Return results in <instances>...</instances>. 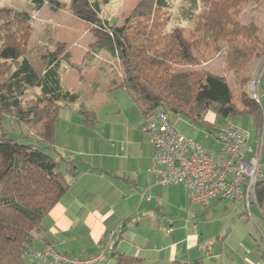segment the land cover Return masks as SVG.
<instances>
[{
	"label": "trees",
	"instance_id": "1",
	"mask_svg": "<svg viewBox=\"0 0 264 264\" xmlns=\"http://www.w3.org/2000/svg\"><path fill=\"white\" fill-rule=\"evenodd\" d=\"M31 2L36 10L47 5L55 11L67 7L61 0ZM188 2L182 16L185 20H196V36L190 40L184 37L180 27L170 33L162 30L159 13L172 8L171 0H139L122 26L99 19L103 6L110 0H71L69 7L75 17L91 26L98 46L108 48L118 58L122 75L117 88L129 94L146 123L158 111L173 112L217 136L223 126L217 127L216 120L207 118L210 111L227 121L236 115L251 114L259 138L264 129L263 116L250 99H242V109L225 78L203 70L179 72L176 68L196 63L194 51L199 47L212 48L223 42L227 70L240 78L241 84L246 83L248 65L253 58L264 56V43L257 36L256 25L243 24L239 16L244 5L264 6V0ZM131 18L136 22L132 23ZM33 28L29 13L0 6V115L25 124L34 135L29 143L6 134L0 137V264H29L26 253L33 251L34 240L45 231L44 219L66 195L83 164L61 156L55 147L59 113L76 103L80 95L67 89L62 79L65 70L61 59L45 49L44 43L28 48ZM11 63L14 69L6 76ZM260 95L263 104V83ZM79 114L85 126L97 123L96 113L83 104ZM256 194L254 206L264 221V178L257 183ZM125 222L120 227L126 228ZM123 232L116 235L113 245L115 264H143L141 258L117 250ZM262 238L264 263V230ZM173 264L204 262L184 258Z\"/></svg>",
	"mask_w": 264,
	"mask_h": 264
},
{
	"label": "rangeland",
	"instance_id": "2",
	"mask_svg": "<svg viewBox=\"0 0 264 264\" xmlns=\"http://www.w3.org/2000/svg\"><path fill=\"white\" fill-rule=\"evenodd\" d=\"M61 1L65 2L67 7L55 11L48 5L36 10L31 0H0V6L12 7L31 15L34 28L28 48L33 49L36 45L44 43L45 49L53 53L56 58L58 56L65 58L66 72H62L65 85L67 89L80 95L76 103L61 109L59 113L55 147L66 159H75L79 163L105 164L115 156L112 152L115 144L121 143L125 146L133 143L131 153H127V156L135 158L134 164L132 162L131 165V174L139 167L146 168L149 164L152 167V157L148 163L146 155L147 144L151 147L150 139L144 131L146 121L129 94L124 89H115L111 85L113 80L118 82L122 75L118 58L106 47L101 49L98 58H93L95 53L92 52H96L98 40L91 26L73 15L69 7L71 0ZM171 1L172 8L159 13L162 30L170 33L173 28L180 27L183 29L184 37L187 40L192 39V36H196L194 35L196 20H185L182 16V10L189 7L188 0ZM138 2L139 0H110L108 5L103 6L99 19L102 22H115L117 26H122L126 19L131 17ZM239 19L246 25L254 23L257 27V36L264 43V6L253 3L244 5ZM131 20L132 23L136 22L133 18ZM50 36L54 39L51 40ZM225 47L226 44L223 42L212 48L201 46L194 51L196 63L179 66L176 71L203 70L225 78L236 99V104L243 109L242 99H250L251 104L260 108L264 123V102L261 105L257 104L251 100L250 94V87L255 79L259 90L261 83L264 84V80L261 81L264 73V56L250 61L246 72L249 79L241 84L240 78L226 68ZM12 64L6 69V76L14 69ZM82 104L87 110L97 114L95 125L85 126L82 123L79 114ZM169 117L184 136L201 142L206 149L212 151L219 149L220 143L215 136L193 126L183 115L169 112ZM207 118L216 120L217 127H222L228 122L220 116L217 117L214 111H210ZM255 121L254 115L251 114L236 115L232 118L235 125L250 133L249 146L257 151L261 137L257 138L256 133L259 131ZM3 134L23 143L32 142L34 138L25 124L8 115H0V137ZM53 154L57 156L56 153ZM63 168L65 169L64 165ZM170 186L161 185L154 190L153 195H148L153 198L152 203L156 208L160 202L162 211L154 210L156 214H153L143 210L139 215L140 226L131 228L127 232V239L132 233H146L155 239V224L160 220L167 222L166 228H169L171 223L175 224L179 236L183 235L187 222L191 224L199 222L201 232L207 234L210 244L209 252L206 250L203 252L206 256L204 264H264L261 258L264 221L256 206L253 205L251 211H248L244 203L234 205L224 199H216L207 208L206 204L191 203L183 186L176 184ZM161 243L164 246L170 244L167 238Z\"/></svg>",
	"mask_w": 264,
	"mask_h": 264
},
{
	"label": "crops",
	"instance_id": "3",
	"mask_svg": "<svg viewBox=\"0 0 264 264\" xmlns=\"http://www.w3.org/2000/svg\"><path fill=\"white\" fill-rule=\"evenodd\" d=\"M101 49L97 45L92 57L98 58ZM57 59H61L62 68L66 72L65 58L58 56ZM62 79L66 84L65 78ZM119 82L120 80L118 82L113 80L111 85L116 89ZM133 145V143L125 146L121 143L115 144L113 150L111 149L115 156L105 164L82 162L80 174L75 180L70 178L72 183L68 192L44 219L45 231L36 237L32 250H41L46 244H50L61 254L83 260L95 255L101 240L108 239L114 234L104 259L99 264H115L112 257L113 245L117 239L116 235L124 230L123 238L117 244V250L128 256L141 258L143 264H173L184 258L203 259L204 262L206 256L203 252L204 250L209 252L210 244L207 234L201 232L199 222H196V229L194 224L187 222L183 235L179 236L175 224L171 223L170 227L166 228L167 222L160 220L155 224V239L146 233H132L127 239V232L133 227L140 226L139 215L143 210L153 214H156L154 210L162 211L160 202L156 208L152 203L153 198L148 196L153 195L154 190L161 186L156 183L151 164L146 168L139 167L131 174V165L132 162L134 164L135 158L127 156V153H131L130 149ZM147 146L146 155L149 163L153 148L152 145L150 147L147 144ZM252 153L255 154L256 149H252ZM261 162L264 169V156ZM177 186L183 185L177 184ZM181 187L175 189L179 190ZM182 188L187 194L185 188ZM212 201L205 207L208 208ZM124 221L126 228L120 227ZM165 238L169 240V246L161 243ZM29 264L44 263L29 262Z\"/></svg>",
	"mask_w": 264,
	"mask_h": 264
},
{
	"label": "built area",
	"instance_id": "4",
	"mask_svg": "<svg viewBox=\"0 0 264 264\" xmlns=\"http://www.w3.org/2000/svg\"><path fill=\"white\" fill-rule=\"evenodd\" d=\"M252 100L262 104L259 85L255 79L250 87ZM153 148L152 171L156 183L162 186L181 184L193 204H208L224 199L237 205L244 203L251 211L256 203L257 183L264 178V131L255 154L249 146L250 133L228 121L215 136L220 147L217 151L206 149L195 139L184 136L170 121L169 114L158 111L146 123ZM197 228V223H193ZM114 234L98 244L90 258L79 260L57 252L46 244L41 250L28 251L31 263L44 264H99Z\"/></svg>",
	"mask_w": 264,
	"mask_h": 264
},
{
	"label": "water",
	"instance_id": "5",
	"mask_svg": "<svg viewBox=\"0 0 264 264\" xmlns=\"http://www.w3.org/2000/svg\"><path fill=\"white\" fill-rule=\"evenodd\" d=\"M262 65H263V63L261 64V66H260V68H259V71H260V69L262 68ZM259 71H258V72H259ZM257 74H258V73H257Z\"/></svg>",
	"mask_w": 264,
	"mask_h": 264
}]
</instances>
